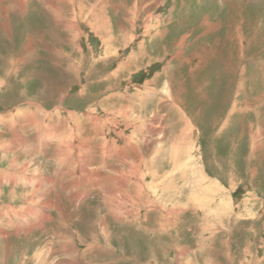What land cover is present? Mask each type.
Wrapping results in <instances>:
<instances>
[{
	"label": "rangeland",
	"instance_id": "obj_1",
	"mask_svg": "<svg viewBox=\"0 0 264 264\" xmlns=\"http://www.w3.org/2000/svg\"><path fill=\"white\" fill-rule=\"evenodd\" d=\"M0 81V264H264V0H0Z\"/></svg>",
	"mask_w": 264,
	"mask_h": 264
},
{
	"label": "bare ground",
	"instance_id": "obj_2",
	"mask_svg": "<svg viewBox=\"0 0 264 264\" xmlns=\"http://www.w3.org/2000/svg\"><path fill=\"white\" fill-rule=\"evenodd\" d=\"M22 6H24V4H22ZM99 28H100V27H99ZM5 30H6L7 32L9 31V25L5 26ZM0 85H1V81H0ZM17 113H18V112H17ZM14 114H15V113H13V115H14ZM153 115H154V113H153ZM15 118H18V117H15ZM140 120H141V119H139V121H140ZM107 121H108V120H107ZM154 122H155V121H154ZM6 123H7V122H6ZM35 123H38V121H36ZM141 124H142V123H141ZM152 124H153V123H151V125H152ZM44 127H45V126H44ZM189 127H190V126H189ZM44 129L46 130V128H44ZM150 129H151V128H150ZM47 133L50 134V133H52V132H51V131L49 132V130H48ZM47 133H46V134H47ZM176 136H177V135H176ZM185 137H186V136H185ZM179 141H180V140H179ZM12 161H13V160H12ZM14 162H15V161H14ZM12 163H13V162H11V164H12ZM25 166H26L25 163H24L22 166H20V167L22 168L23 171H24V169H25ZM16 168H17V167H16ZM18 168H19V167H18ZM21 168H20V169H21ZM14 170H15V169H14ZM22 170H21V172H22V175H23L24 173H23ZM8 171H9V170H8ZM18 172H19V171H18ZM0 173H1V172H0ZM20 174H21V173H20ZM20 174H19V175H20ZM8 175H9V174H8ZM22 175H21V176H22ZM29 176H30V175H28V177H29ZM11 181H14V180L11 179ZM37 187H38V186H37ZM42 197H43V194H42ZM45 203H46L47 205H46ZM49 203H50V202L44 201V204H45V205L40 206L39 209H43L44 206L47 208V207L49 206ZM6 208H7V207H6ZM1 209H2V208H1ZM31 209H32V208H31ZM48 209H49V208H48ZM8 214H11V215H12V216H11V215L9 216V217H11V218H12L13 216H16V213H15V212H13V213L10 212V213H8ZM41 214H43V212H41ZM5 215H6V214H5ZM20 215H21V214L17 213V216L20 217ZM27 215H28V214H27ZM32 215L34 216V215H36V214L33 213ZM39 216H40V215H39ZM41 217H42V218L40 219L39 223L41 222V220H42L43 218L46 217V215L43 214ZM11 218H10V220H11ZM33 218H34V217H33ZM35 219H36V218H35ZM11 221H12V220H11ZM11 221H10V223H11ZM31 225H32V227H33L34 225H37V224H35V222H34V224L32 223ZM40 225H41V224H40ZM0 227H1V226H0ZM1 228H2V227H1ZM1 228H0V237H6L5 232H4V231H1V230H2ZM15 230H16V229H15ZM16 231H17V230H16ZM44 248H45V247H44ZM44 248H43V249H44ZM44 251H45V250H41L40 252H38V251L35 252V255L38 257V259H36V261H35L36 264H40V263H42V260H44V259H43V257H44V256H43ZM24 259H25V257L22 258V260H21L22 263H21V264H26V263H23ZM29 262H31V261H29Z\"/></svg>",
	"mask_w": 264,
	"mask_h": 264
}]
</instances>
